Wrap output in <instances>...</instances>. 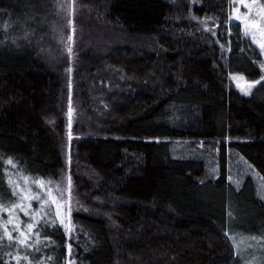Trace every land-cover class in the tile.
<instances>
[{
  "label": "trees",
  "instance_id": "16d2710c",
  "mask_svg": "<svg viewBox=\"0 0 264 264\" xmlns=\"http://www.w3.org/2000/svg\"><path fill=\"white\" fill-rule=\"evenodd\" d=\"M230 7L0 0V190L25 177L64 221L43 219L19 264H240L228 152L264 180V69ZM232 75L257 84L243 95ZM178 142L216 149V174ZM241 195L264 228L251 182Z\"/></svg>",
  "mask_w": 264,
  "mask_h": 264
},
{
  "label": "rangeland",
  "instance_id": "374dc122",
  "mask_svg": "<svg viewBox=\"0 0 264 264\" xmlns=\"http://www.w3.org/2000/svg\"><path fill=\"white\" fill-rule=\"evenodd\" d=\"M248 2L252 5L251 9L244 7L241 0H231L229 18L232 22L241 25L244 35L261 56L262 62L258 63L257 66L264 69V51L259 47V42L264 41V35H262L264 33V7L260 5L259 0H248ZM235 10H238L240 19L236 18ZM231 82L243 95L250 94L257 84V82L247 81L239 75H232ZM171 149L174 158H196L207 163V170L210 174H216L218 163V151L216 149L210 150L204 146L192 145L188 142H178ZM14 177L13 175L5 177L6 188L4 190L7 189V191L0 190V192H5L4 195H0L1 264H10L11 262L12 264H19V260L25 255L40 253L41 248L37 247L39 242L38 229L42 226L43 219L54 221L57 218V203L54 202L56 201L54 196H48V193L43 190H35L32 181L25 179V177ZM228 181L235 194L231 198L228 229H230L229 238L234 246L236 256L240 264H264V228L259 227L253 220L245 195H241L248 182H251L256 198L264 203V180L240 155L234 151H229ZM0 189H3L1 185ZM64 189L68 209L71 212L78 204L77 199L71 194L72 183L69 176L65 179ZM25 197L31 198L25 199ZM21 204L25 206L28 214L19 207ZM29 224L33 225L30 231L28 229ZM18 228L25 232L26 240L20 235V231H17ZM5 229L13 239H9ZM255 230L257 233H253ZM21 240L24 242L21 243ZM8 255L12 258L11 260L7 259Z\"/></svg>",
  "mask_w": 264,
  "mask_h": 264
},
{
  "label": "snow or ice",
  "instance_id": "6c2138e0",
  "mask_svg": "<svg viewBox=\"0 0 264 264\" xmlns=\"http://www.w3.org/2000/svg\"><path fill=\"white\" fill-rule=\"evenodd\" d=\"M241 4L244 7H248L249 9H251L252 5H251V3L248 2V0H241ZM235 11H236V18L240 19L241 17L239 16L238 10H235ZM253 26H255V25H253ZM262 35H264V33H262ZM69 39H71V37H69ZM259 47L261 48L262 51H264V41L259 42ZM68 51H69V53H71V48H69ZM69 70L71 71V69H69ZM249 87H251V85H249ZM245 94H247V93H245ZM9 162L11 163V161H9ZM69 196H70V192H69ZM30 198L31 197H25V199H30ZM36 198H38V197H36ZM19 207H21V209L24 210L26 214H28L27 209L25 208V206L23 204L19 205ZM61 208H62V205L57 203V218L60 219V223H61V225H63L64 221L62 219ZM10 214H11V212H10ZM32 227H33L32 224L28 225L29 231L32 229ZM17 231H20V235L22 237H24L25 240L27 239V236H26L24 231L20 230L19 228L17 229ZM5 232H6V234H8L10 240L13 239L11 234L7 233V229H5ZM20 242L23 243L24 241L21 240Z\"/></svg>",
  "mask_w": 264,
  "mask_h": 264
}]
</instances>
